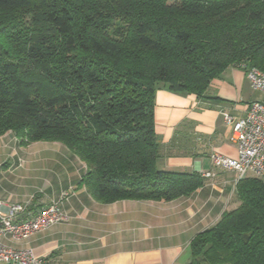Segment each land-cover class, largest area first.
<instances>
[{
	"label": "trees",
	"instance_id": "16d2710c",
	"mask_svg": "<svg viewBox=\"0 0 264 264\" xmlns=\"http://www.w3.org/2000/svg\"><path fill=\"white\" fill-rule=\"evenodd\" d=\"M229 67L264 73V0H0V137L58 142L97 202H169L199 174L157 168L155 92L203 97ZM190 242V264H264V181Z\"/></svg>",
	"mask_w": 264,
	"mask_h": 264
},
{
	"label": "crops",
	"instance_id": "0c3cea01",
	"mask_svg": "<svg viewBox=\"0 0 264 264\" xmlns=\"http://www.w3.org/2000/svg\"><path fill=\"white\" fill-rule=\"evenodd\" d=\"M245 72L229 67L213 79L203 97L155 92L157 168L188 174L212 173L191 195L173 201H95L81 181L85 165L58 142L21 146L9 132L0 137V200L29 203L34 214L52 202L67 215L27 239L0 237V244L30 249L44 264H190V242L229 210L241 178L214 168L211 155L235 157L223 113L240 117L254 100ZM246 176H254L248 173Z\"/></svg>",
	"mask_w": 264,
	"mask_h": 264
},
{
	"label": "built area",
	"instance_id": "2783aa9c",
	"mask_svg": "<svg viewBox=\"0 0 264 264\" xmlns=\"http://www.w3.org/2000/svg\"><path fill=\"white\" fill-rule=\"evenodd\" d=\"M244 72L250 88L260 92L263 99L252 101L240 117L223 113V122L228 130L227 139L235 143L237 153L232 158L213 153L211 164L217 169L235 171L240 178L252 173L264 181V73L255 68H246ZM212 176V173L202 174L204 178ZM29 206V203L6 204L0 200V237L27 239L34 233L68 219L57 202L50 203L34 214H30ZM0 264H44V257L28 248L13 249L0 244Z\"/></svg>",
	"mask_w": 264,
	"mask_h": 264
},
{
	"label": "rangeland",
	"instance_id": "374dc122",
	"mask_svg": "<svg viewBox=\"0 0 264 264\" xmlns=\"http://www.w3.org/2000/svg\"><path fill=\"white\" fill-rule=\"evenodd\" d=\"M234 208H236V207H234L233 203H231V205H230V207H229V210H232V209H234Z\"/></svg>",
	"mask_w": 264,
	"mask_h": 264
}]
</instances>
